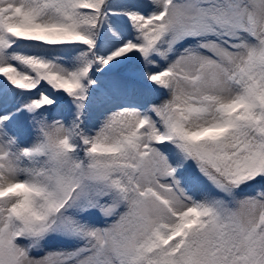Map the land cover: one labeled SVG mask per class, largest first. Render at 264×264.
Segmentation results:
<instances>
[{
  "label": "snow or ice",
  "instance_id": "1",
  "mask_svg": "<svg viewBox=\"0 0 264 264\" xmlns=\"http://www.w3.org/2000/svg\"><path fill=\"white\" fill-rule=\"evenodd\" d=\"M0 264H264V0H0Z\"/></svg>",
  "mask_w": 264,
  "mask_h": 264
}]
</instances>
